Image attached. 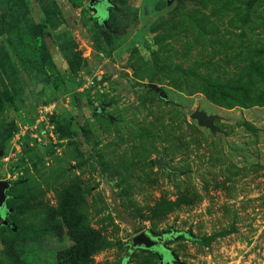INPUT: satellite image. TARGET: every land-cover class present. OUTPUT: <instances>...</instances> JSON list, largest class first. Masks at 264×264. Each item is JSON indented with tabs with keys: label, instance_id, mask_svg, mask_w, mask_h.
Instances as JSON below:
<instances>
[{
	"label": "rangeland",
	"instance_id": "obj_1",
	"mask_svg": "<svg viewBox=\"0 0 264 264\" xmlns=\"http://www.w3.org/2000/svg\"><path fill=\"white\" fill-rule=\"evenodd\" d=\"M96 2L25 0L46 85L0 26V264H264V0Z\"/></svg>",
	"mask_w": 264,
	"mask_h": 264
},
{
	"label": "trees",
	"instance_id": "obj_2",
	"mask_svg": "<svg viewBox=\"0 0 264 264\" xmlns=\"http://www.w3.org/2000/svg\"><path fill=\"white\" fill-rule=\"evenodd\" d=\"M104 1L105 0L101 2ZM32 24L29 9L25 0H5L0 4L1 28L4 32L12 33L14 35L15 41L19 45L20 56L23 60L25 68L32 76H34L38 83L46 85L49 83L48 79L50 76L45 71L43 51H40L35 44ZM258 71H260V69ZM259 84L264 85V82L259 81ZM246 85L250 84L246 83ZM247 92L248 95L245 94L243 96L247 101L258 100L260 102H264V90H258L257 92L247 90ZM5 224L6 223L0 224V227H4ZM6 247L7 243L4 245V251ZM164 258L168 260L169 256H164Z\"/></svg>",
	"mask_w": 264,
	"mask_h": 264
},
{
	"label": "water",
	"instance_id": "obj_3",
	"mask_svg": "<svg viewBox=\"0 0 264 264\" xmlns=\"http://www.w3.org/2000/svg\"><path fill=\"white\" fill-rule=\"evenodd\" d=\"M92 2L93 0H90V4H92ZM190 117L196 119L199 125L205 126L210 130H214V125L212 124V120L215 117L214 115L206 114L204 111L196 109L193 112H191ZM158 161L159 160H155L156 163H158ZM11 184L12 182L8 180L0 179V224L6 223L4 219V215H5L4 205H5V200L7 198L6 190L10 187ZM134 241H135L134 244L140 247L151 248L152 246L155 245L156 238L146 232H143L138 236H135ZM173 261H174L173 256L169 255V259L167 261L165 260L164 264H167L168 262L173 263Z\"/></svg>",
	"mask_w": 264,
	"mask_h": 264
},
{
	"label": "flooded vegetation",
	"instance_id": "obj_4",
	"mask_svg": "<svg viewBox=\"0 0 264 264\" xmlns=\"http://www.w3.org/2000/svg\"><path fill=\"white\" fill-rule=\"evenodd\" d=\"M101 1H103V0H97L96 4H97V5L100 4ZM97 5H96V6H97ZM96 6H95V7H96ZM97 9H98V6H97ZM155 238H156V243H155V245L152 246L151 248H154L155 246H160V244H161V243H160V242H161V239H160L158 236H156Z\"/></svg>",
	"mask_w": 264,
	"mask_h": 264
}]
</instances>
